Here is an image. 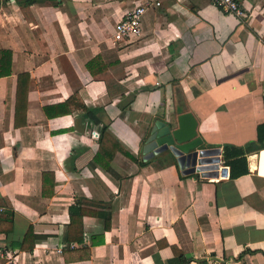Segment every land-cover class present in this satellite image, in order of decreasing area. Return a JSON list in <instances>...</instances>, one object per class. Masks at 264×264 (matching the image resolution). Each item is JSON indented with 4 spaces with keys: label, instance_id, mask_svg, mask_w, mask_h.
I'll list each match as a JSON object with an SVG mask.
<instances>
[{
    "label": "crops",
    "instance_id": "0c3cea01",
    "mask_svg": "<svg viewBox=\"0 0 264 264\" xmlns=\"http://www.w3.org/2000/svg\"><path fill=\"white\" fill-rule=\"evenodd\" d=\"M239 1L243 19L210 0H0V52L12 54L0 76V213L13 212L0 264L263 263L264 149L234 180L229 168L204 179L167 153L145 161L141 152L155 122L177 129L187 113L200 149L219 147L220 168L223 146L256 140L264 0ZM136 5L147 8L141 36L113 43ZM102 127L112 141L101 148ZM113 152L109 173L96 158ZM77 200L81 241L67 246ZM29 229L38 239L21 250Z\"/></svg>",
    "mask_w": 264,
    "mask_h": 264
},
{
    "label": "water",
    "instance_id": "95a60500",
    "mask_svg": "<svg viewBox=\"0 0 264 264\" xmlns=\"http://www.w3.org/2000/svg\"><path fill=\"white\" fill-rule=\"evenodd\" d=\"M201 146L202 141L196 134V122L187 113L178 116L177 129L155 122L143 142L141 152L145 161L167 153L183 174H199L204 179L226 177L227 168H220L219 147L200 149Z\"/></svg>",
    "mask_w": 264,
    "mask_h": 264
},
{
    "label": "trees",
    "instance_id": "16d2710c",
    "mask_svg": "<svg viewBox=\"0 0 264 264\" xmlns=\"http://www.w3.org/2000/svg\"><path fill=\"white\" fill-rule=\"evenodd\" d=\"M39 0H23L25 5H31L36 3ZM0 76H7L10 74L11 70L8 67L7 71H3L5 65L8 63L10 64L12 54L10 51H1L0 52ZM21 77V76H20ZM16 100L18 102V92L16 95ZM74 101V96L70 97L61 107L63 108V113L69 112L66 110L68 107L72 108ZM264 106V100H263ZM264 108V107H263ZM257 136L256 140L253 143H249L243 147H236V146H223L222 148V161L224 166L229 168V179L234 180L241 176H245L249 174L248 166H247V156L259 152L260 150L264 149V124L258 126L257 128ZM112 141L110 136L106 132V127H102L101 133L99 135V145L100 147H104L106 144L105 141L109 142ZM99 147V148H100ZM114 152L110 154L109 159L105 163L100 162V157L97 156L96 162L101 166V168L107 172H112L110 169V163L113 160ZM128 154V153H126ZM136 161V160H134ZM144 166V163L140 164ZM85 209L81 206L80 200H77L73 206L69 208V224L66 226V235H65V244L70 246L73 244L74 241L80 242L81 239H74L79 233V236H82V219L85 215ZM100 217L103 218L104 230L109 228V219L110 216H106L101 214ZM13 229V212L10 210H3L0 213V233H10ZM38 239V236L33 234V230L29 229L25 234L22 242L20 243L21 250H28L32 251L34 247L35 241ZM94 243V242H93ZM187 264V263H186Z\"/></svg>",
    "mask_w": 264,
    "mask_h": 264
},
{
    "label": "built area",
    "instance_id": "2783aa9c",
    "mask_svg": "<svg viewBox=\"0 0 264 264\" xmlns=\"http://www.w3.org/2000/svg\"><path fill=\"white\" fill-rule=\"evenodd\" d=\"M211 3L219 8L224 15L234 16L238 19L245 17L239 0H210ZM159 6V3H156ZM147 8L144 5H136L116 23L112 34L113 43H131L141 36V20L145 15ZM98 135L93 133V138ZM225 168L228 167L223 166ZM187 264H231L228 261H219L215 259H198ZM264 264V261L263 263Z\"/></svg>",
    "mask_w": 264,
    "mask_h": 264
}]
</instances>
